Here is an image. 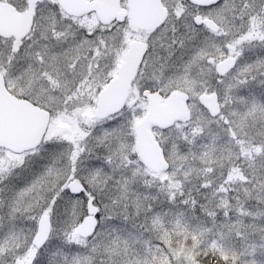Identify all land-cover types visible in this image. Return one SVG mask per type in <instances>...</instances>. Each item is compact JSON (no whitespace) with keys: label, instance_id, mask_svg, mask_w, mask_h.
Instances as JSON below:
<instances>
[{"label":"snow or ice","instance_id":"snow-or-ice-1","mask_svg":"<svg viewBox=\"0 0 264 264\" xmlns=\"http://www.w3.org/2000/svg\"><path fill=\"white\" fill-rule=\"evenodd\" d=\"M0 264H264V0H0Z\"/></svg>","mask_w":264,"mask_h":264}]
</instances>
